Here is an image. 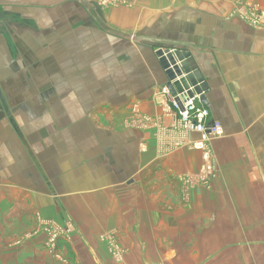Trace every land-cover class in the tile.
<instances>
[{"label":"crops","instance_id":"0c3cea01","mask_svg":"<svg viewBox=\"0 0 264 264\" xmlns=\"http://www.w3.org/2000/svg\"><path fill=\"white\" fill-rule=\"evenodd\" d=\"M81 1L0 10V264H264V31L234 13L264 0ZM156 44L209 85L210 188L182 180L201 136L166 111ZM67 217L63 263L39 232Z\"/></svg>","mask_w":264,"mask_h":264},{"label":"built area","instance_id":"2783aa9c","mask_svg":"<svg viewBox=\"0 0 264 264\" xmlns=\"http://www.w3.org/2000/svg\"><path fill=\"white\" fill-rule=\"evenodd\" d=\"M237 15L253 28L264 31V8L254 3H246L238 6ZM166 98V111L170 115H176L181 128L187 133H198L201 140L192 143L193 149L202 151L203 165L198 175L186 176L182 180L187 187L198 185L210 188L217 174L216 160L211 141L223 136L224 130L220 122L208 121L210 110L200 103L198 96L191 97L188 92L173 96L168 87H163L159 93ZM52 222H42V233L47 238V248L57 252L60 236L69 234L72 228L53 226ZM114 244V243H113ZM115 251L119 249L113 245Z\"/></svg>","mask_w":264,"mask_h":264},{"label":"water","instance_id":"95a60500","mask_svg":"<svg viewBox=\"0 0 264 264\" xmlns=\"http://www.w3.org/2000/svg\"><path fill=\"white\" fill-rule=\"evenodd\" d=\"M63 1H78L85 11H90L88 3L81 0H0V10L6 9L7 3L41 7ZM153 48L157 49L155 54L165 75V86L170 93L176 96L188 92L191 97L199 96L201 103L208 105L207 93L210 88L198 66L196 56L183 47L171 44H156Z\"/></svg>","mask_w":264,"mask_h":264},{"label":"rangeland","instance_id":"374dc122","mask_svg":"<svg viewBox=\"0 0 264 264\" xmlns=\"http://www.w3.org/2000/svg\"><path fill=\"white\" fill-rule=\"evenodd\" d=\"M108 1H110V0H104L103 2L104 3H107ZM246 3H253V2H251V1H238V2H236L234 5H235V14L237 15V13H236V11H237V9H238V6L239 5H241V4H246ZM255 4V3H254ZM258 5V4H257ZM260 6V5H259ZM261 7V6H260ZM264 8V7H263ZM199 97V96H198ZM200 99V98H199ZM200 103H201V101H200ZM202 105H204V104H202ZM205 106V105H204ZM199 174V173H198ZM197 174V175H198ZM205 188V187H204ZM67 221L65 222V224L64 225H62L61 223H55L54 221H52V223L54 224L53 226H55V227H57L58 228V226L60 227V228H62V227H66V228H70V227H72V229L71 230H69L70 232L73 230V225H72V223L70 222V219H69V217H67ZM48 221H51V220H48ZM69 232V233H70ZM39 233H42V225H41V227H40V232ZM71 235V234H70ZM68 233H65V234H63L62 236H60V240H59V243H58V250H57V252H52L51 250H49L48 248H47V238H46V240H43V247L45 248V250H46V252L49 254V256H50V258L51 259H55V260H61L63 263L65 262V263H67L66 261H68L69 260V258H68V255H67V252L66 251H64V249H63V246H62V242H64V240H69L70 238H71V236H70ZM40 236V235H39ZM36 237H38V235L37 236H35V235H33L32 237L30 236V235H20V236H17L16 237V239H15V241H13L12 243H11V246H22L24 243H26V242H28V241H30V240H32L33 238H36ZM113 240V242H115L114 240H116V239H112ZM116 241H118V240H116ZM107 242V241H106ZM109 243H111V241L109 240L108 241ZM112 252V255L118 260V261H120V259L122 258V255H124L123 253L124 252H122L120 249H118L117 251H111ZM121 263V262H120Z\"/></svg>","mask_w":264,"mask_h":264}]
</instances>
